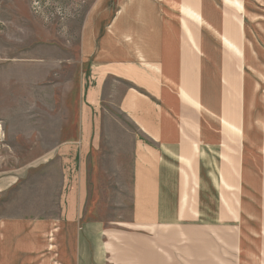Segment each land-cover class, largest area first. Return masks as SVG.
I'll list each match as a JSON object with an SVG mask.
<instances>
[{"label":"crops","instance_id":"1","mask_svg":"<svg viewBox=\"0 0 264 264\" xmlns=\"http://www.w3.org/2000/svg\"><path fill=\"white\" fill-rule=\"evenodd\" d=\"M86 4L77 136L35 168L57 162L63 202L0 208V264H264V0ZM106 151L126 222L91 216Z\"/></svg>","mask_w":264,"mask_h":264},{"label":"rangeland","instance_id":"2","mask_svg":"<svg viewBox=\"0 0 264 264\" xmlns=\"http://www.w3.org/2000/svg\"><path fill=\"white\" fill-rule=\"evenodd\" d=\"M87 10L86 0H0V208L8 206L12 217L57 216L62 205L65 176L57 162L44 169L42 179L40 174L36 178L35 168L77 136L79 50ZM119 121L129 130L121 139L126 146L133 127L124 117ZM121 152L126 170L127 150ZM106 153L99 157L104 187L90 203L103 212L91 216L126 222L132 199L127 190H108L115 186L116 167ZM118 193L124 196L112 197Z\"/></svg>","mask_w":264,"mask_h":264}]
</instances>
